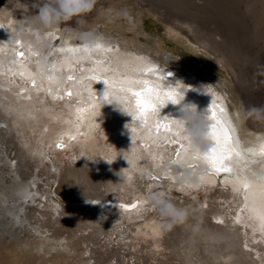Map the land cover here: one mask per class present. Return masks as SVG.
Instances as JSON below:
<instances>
[{"label":"bare ground","instance_id":"bare-ground-1","mask_svg":"<svg viewBox=\"0 0 264 264\" xmlns=\"http://www.w3.org/2000/svg\"><path fill=\"white\" fill-rule=\"evenodd\" d=\"M16 1L0 0V29H3L0 35L4 38L9 33L17 36L22 32L17 43H28L31 39L36 46L40 40L45 49L47 45L61 47L63 43L74 44L85 33H91L90 37L95 42L90 44L85 40L89 49L98 41L104 47L114 49L110 53L105 51L113 64L111 66L116 67L110 66L109 75L114 81H117L114 73L117 68L124 75L135 64H166L169 66L167 70L175 73V78L186 85L195 89L211 86L209 95L202 91L188 93L187 102L195 103L201 111L205 110L200 103L203 96L210 99V106L215 102L223 107L225 113L233 117L234 124L245 110L236 107L227 88L210 72L205 69L196 71L195 63L193 65L197 68L194 69L179 66V60L173 63L168 55H156L150 48L130 47L118 42L117 36L106 38L100 31L82 28L83 23L75 20L64 24L67 25L64 29L61 25L55 31L43 30L37 36L29 35L23 30L36 31L32 17L37 9L29 7L32 0H19L20 4ZM104 1L107 0H99L97 6ZM144 1H150L157 13L162 12L160 9L167 12L173 8H180L183 12V9L213 2L168 0L170 5L161 6L153 0ZM120 7L128 13L125 6ZM10 20L18 24L7 27ZM193 22L188 20L184 24L201 34L199 29L193 28ZM118 26L115 28L121 33L123 28ZM61 32L60 38L54 41ZM218 33L208 37L203 35L201 40L206 38L213 47L227 45L224 52L216 49L226 55L229 53L233 66L242 65L239 46L228 44ZM166 40V37H160V50L167 45ZM26 55L24 52V57L16 58V61L30 62V56L27 55V59ZM37 64L39 66L40 62ZM39 67L46 69L43 65ZM60 70L58 73L62 75ZM85 76L82 73L79 79ZM239 78L243 84L246 83L241 72ZM23 79L24 76L15 80V85L0 80V264H264V233L260 231L258 220L248 218L247 209L241 211L246 203L244 192L233 190L237 186L233 179L236 175L249 177L264 164V157H253L247 151L249 148L258 151L259 138L264 136V122L246 120L236 127V136L229 129L233 144L237 146L238 142L242 153V158L233 157L228 162L233 168L232 174L216 176L203 173L204 180L199 181V186L188 187L189 174L193 171L198 173L189 164L196 163L209 172L212 170L201 161L184 156L183 152L179 158L181 163H172L177 159L175 152L179 145L163 139L160 143L154 141L165 136L178 139L173 136V130L165 132L160 129L157 136L150 120L147 124L151 131L149 138L145 125L137 121L129 125V131L125 124L131 122L130 117L111 105L102 108L97 94L92 96L82 85H67L48 98L46 91L28 88L27 74L24 85ZM175 80L173 78V82ZM54 83L61 85L63 80H48L45 85L53 86ZM85 83L91 85L88 81ZM116 83L119 88V82ZM22 86L25 93L20 91ZM69 91L72 92L71 97L67 95ZM200 93L203 96H199ZM247 96L244 93L247 108L261 106ZM43 100L45 102H41ZM93 102L95 108L92 107ZM219 107L217 112L222 116L224 113L219 112ZM52 109H58V115L70 119L63 120L52 113ZM78 109L83 111L78 112ZM162 115L180 118V111L169 105L163 109ZM30 116L35 117L33 121H30ZM46 124L49 125L48 131L43 129ZM2 125H7V128H2ZM133 128L136 131H132ZM145 144L148 147H144ZM14 158L17 161L15 174L7 178L5 167ZM103 159H111L113 163ZM253 160L256 162L252 163ZM235 161H239V170L234 167ZM34 168L38 171L37 176L45 178L41 186L36 185L35 193L28 191L27 181L32 180ZM155 192L165 193L179 207L198 210L189 226L159 232L157 224L160 218L148 203V197ZM132 203H136L138 209L126 211L119 207L120 204ZM237 216L240 217L239 222L236 221Z\"/></svg>","mask_w":264,"mask_h":264},{"label":"rangeland","instance_id":"rangeland-1","mask_svg":"<svg viewBox=\"0 0 264 264\" xmlns=\"http://www.w3.org/2000/svg\"><path fill=\"white\" fill-rule=\"evenodd\" d=\"M153 1L161 6L170 5L168 0ZM212 1L206 6L183 9V12L180 8H173L167 12L160 9L162 12L157 13L150 1L107 0L85 18L82 28L117 36L118 42H124L133 48H150L156 55H168L173 63L179 60V66L193 69L198 67L196 71L205 69L224 84L234 98L236 107L241 110L247 108L244 93L253 102L264 106V85L259 83L264 77L255 74L256 66L264 64V0ZM16 2L20 4L19 0ZM42 2L43 0H32L29 7L36 10L35 6ZM120 6H125L128 13L121 10ZM188 20L194 21L193 28L199 29L201 34L193 32L184 24ZM118 25L123 28L121 33L117 29ZM215 32H219L218 35L226 39L228 44L239 46L242 65H232L229 53H223L227 45L216 46L223 51L221 52L210 46L206 38L201 40L203 35L208 37ZM58 35L61 36L62 32ZM160 37L167 38V45L162 46V51L158 44ZM240 72L246 79L245 84L239 78Z\"/></svg>","mask_w":264,"mask_h":264},{"label":"clouds","instance_id":"clouds-1","mask_svg":"<svg viewBox=\"0 0 264 264\" xmlns=\"http://www.w3.org/2000/svg\"><path fill=\"white\" fill-rule=\"evenodd\" d=\"M98 3L99 0H43L42 3L35 6L37 11L32 17L36 34L43 30L55 31L61 25L73 20L80 24L84 23L85 18L97 10ZM84 36L87 39L91 33H85ZM88 43L91 44L92 42L88 41ZM150 67L151 71L138 72L137 77L133 78L130 84H120L119 88L109 87L105 83V91L102 95L99 94L101 107L111 105L123 115L131 117V122L125 124V128L129 131L130 124L137 121L144 124L146 117L149 121L163 119L169 122L175 135L184 142L186 155L207 165L203 157L215 146L212 137V125L215 121L211 119V113L208 109L201 111L195 103L187 102V96L190 91H202L209 95L211 86L195 89L179 79L173 82L175 73L169 72L166 66L151 64ZM255 74L258 77H264V64L256 66ZM259 83L264 85V79H261ZM149 89H151V93H149ZM138 93L143 95H138ZM141 100L144 101V104L155 105V108H150L142 114L144 104L139 102ZM169 105L179 109L180 118L162 115L163 109L168 108ZM222 119L229 129L235 131L236 127L246 120L264 122V106L248 107L242 112L235 124L233 117L228 113H224ZM259 140L260 143H264V136L260 137ZM237 146H239L238 142ZM103 160L109 163L108 159ZM111 163H113L112 160L109 164ZM234 167L239 170V161L234 162ZM202 175L204 174H198L196 171L190 173L189 179L186 181L187 186H199ZM261 178H264V164L247 177L252 183L253 189L264 183V179ZM148 203L151 210L155 211L160 218L157 229L161 233L170 232L177 227L189 226L194 213L198 211L189 207H179L163 192L151 193L148 197ZM193 230H196L195 226H193Z\"/></svg>","mask_w":264,"mask_h":264},{"label":"snow or ice","instance_id":"snow-or-ice-1","mask_svg":"<svg viewBox=\"0 0 264 264\" xmlns=\"http://www.w3.org/2000/svg\"><path fill=\"white\" fill-rule=\"evenodd\" d=\"M19 43V42H18ZM94 50H104V51H112L111 48H104V46L100 43H96L94 46ZM0 51H3V49H0ZM30 55H38L37 52H33L31 47L28 49ZM59 52H76L79 51V49H74V48H65V47H60L57 49ZM84 53L90 54L93 49H89L87 46L84 47L83 49ZM18 56L21 58L24 57V52H18L16 53ZM85 58H90V56H87ZM142 60L144 58H141ZM80 60L77 59L76 63H79ZM13 64H17L18 62L16 60L12 61ZM37 63H39L37 61ZM65 63L71 70V61L66 60ZM101 62L97 61V65L99 66ZM151 63H141V64H135L133 67H131L128 72L125 74V78L119 80V84H130L131 81L133 80V74L138 73L140 71H151L150 67ZM56 64L54 63L52 65V68H55ZM125 67L127 68V64H125ZM9 71L12 72L13 76L19 75L21 77L25 76L27 74L28 79L31 81L33 87H36V80L37 76L39 75V72L33 73L32 71L29 70V68L22 62H19V67L16 69H9ZM89 71L92 72H103L106 73L109 71L107 68H100L98 67L97 69H90ZM119 75V73H118ZM41 80L43 79L40 77ZM49 80H53V76L48 77ZM68 80H73V76L69 74L67 76ZM99 79L98 75H91V76H85L80 79V84L83 86V89L88 91L92 96L95 94L92 93L91 85L84 83L85 80L91 81V80H97ZM113 78H109L104 80V83L109 84V80ZM111 86V85H110ZM37 90H41L40 88H37ZM51 89H49L50 91ZM149 93H151V89L148 90ZM211 92L212 90L209 89ZM69 97L72 96V92L69 91L67 93ZM138 95H143L142 93H138ZM62 98V97H61ZM31 99V97H29ZM219 99V97H217ZM140 103L144 104V101L141 100L139 101ZM92 107L95 108L96 105L93 102ZM219 106L213 102L212 106L208 109L211 113V119L215 121V123L212 125V137L214 139V144L215 146L210 149V151L203 157L204 161H206L207 165L211 168V172L205 173V175H216L218 176L221 173H233V168L229 165V161L233 160V157H240L242 158V153L238 149V146L233 144V138L232 135L230 134L229 127L225 123V121L222 119L221 115H218L217 108ZM150 108H155V105H152L151 103L144 104V107L142 109V114L146 113L148 109ZM79 111H83V109H78ZM219 112L220 113H225V109L223 107H219ZM144 124L147 125L149 124V119L146 117L144 120ZM153 125L156 128L157 136H159L160 129H163L165 132H172V126L169 122H161L160 120H155L153 121ZM132 131H136L135 128L132 129ZM149 138H151V132L149 131L147 133ZM173 136L177 137L175 133H173ZM72 139H75V137H71ZM160 139H163L167 143L171 144H178L179 145V150L175 152V156L177 159L172 160V163H181V160L179 159L182 155H186V147L184 143H181L180 139H174L171 136H165L162 138H159L155 140L154 142L160 143ZM144 147H148L147 144L144 145ZM249 153L252 154L253 157L259 155L261 157H264V143H261L259 146V149L254 148H249L247 149ZM127 158V156H125ZM162 159V158H161ZM109 163L111 162V159H108ZM256 161L253 160L252 163H255ZM189 167H195L192 164L188 165ZM129 179H131V176H129ZM155 179V177H153ZM234 182L236 183V187H234V191L237 193H241L242 191L244 192L243 199L246 203H244L243 208L241 211H244L245 209L248 210V218L249 219H255L258 220L259 222V228L262 233H264V183L258 185L256 189H253L252 183L247 179V177H241L239 175H236L234 178ZM264 179V178H261ZM204 180V175L201 176V181ZM182 190V189H181ZM146 203V202H142ZM119 207L124 208L126 211H130L132 209H138V205L136 203H133L131 205H126V204H120ZM240 217H236V221L239 222ZM223 223V221H220ZM247 245H245L246 247Z\"/></svg>","mask_w":264,"mask_h":264},{"label":"water","instance_id":"water-1","mask_svg":"<svg viewBox=\"0 0 264 264\" xmlns=\"http://www.w3.org/2000/svg\"><path fill=\"white\" fill-rule=\"evenodd\" d=\"M200 103H201L202 107L205 110H207V109H209L211 107L210 105L203 104V102L201 100H200ZM0 148H2L1 144H0ZM16 162L17 161L15 160V158L12 159L11 162H7L8 165H6V167H5V171H7V173H6L5 177H7V178H9L10 176L13 177L12 175L15 174V170H16V167H17L16 166ZM34 173H35V176L33 177L32 175ZM37 173H38V171L35 172V170H34L33 174H31V177H30L32 180H29V179L27 180L28 183H29L28 191H31L33 193H35V191L37 189L36 185H40L41 186L44 183V180H45V178H43L41 175L38 174V176H37ZM44 188H46V187H44Z\"/></svg>","mask_w":264,"mask_h":264}]
</instances>
